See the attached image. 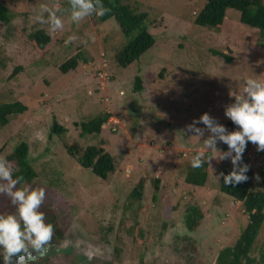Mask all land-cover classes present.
Returning <instances> with one entry per match:
<instances>
[{"label": "rangeland", "instance_id": "rangeland-1", "mask_svg": "<svg viewBox=\"0 0 264 264\" xmlns=\"http://www.w3.org/2000/svg\"><path fill=\"white\" fill-rule=\"evenodd\" d=\"M118 1L147 14L155 39L127 68L114 58L126 42L114 20L100 22L93 14L73 22L69 0H0L10 19L0 22V105L20 102L27 108L0 127V158L27 145L36 177L26 184L46 189L40 211L53 224L54 237L69 246L53 248L42 264H216L249 219L241 203L219 191L220 172L232 169L230 160L218 161L204 148L207 131L200 139L185 129L207 112L235 130L225 107L246 79L264 81L263 39L232 9L219 29L196 26L206 0ZM57 3L64 28L50 33L35 17L42 4ZM39 29L50 37L43 51L30 40ZM70 36L76 39L65 45ZM72 57L76 68L63 74L60 66ZM100 115H108L101 132L80 137V124ZM54 122L65 133L53 134ZM72 144L103 148L114 159V173L102 180L79 166L65 149ZM247 149L243 163L261 190L255 176L264 170V151L252 143ZM199 152L210 154L211 161L205 185L194 187L185 177ZM139 183L142 201L132 202L129 194ZM189 206L202 213L193 231L184 224ZM15 212L0 196V214ZM250 256L252 264H264V221Z\"/></svg>", "mask_w": 264, "mask_h": 264}, {"label": "trees", "instance_id": "trees-1", "mask_svg": "<svg viewBox=\"0 0 264 264\" xmlns=\"http://www.w3.org/2000/svg\"><path fill=\"white\" fill-rule=\"evenodd\" d=\"M103 0V4L111 11L102 17H98L100 22L114 20L120 28L121 33L126 39L122 48L116 53L115 61L121 68H127L132 63L146 53L155 43L154 37L149 33L147 26V14L138 12L129 5L119 3L118 0ZM228 9L239 12L240 23L257 29L264 42V3L261 0H206L202 9L196 15L194 24L198 27L208 29H219L226 16ZM9 10L0 2V22L8 24ZM30 40L39 51H43L50 43V37L41 29L36 30L30 35ZM216 55L230 63L231 59L223 53L217 52ZM77 58H70L60 66L63 74L73 70L77 66ZM140 78L134 79V91L138 92L141 88ZM27 110L26 106L20 102L7 103L0 105V127L8 124L10 118L14 115L22 114ZM108 120V115H100L87 122L80 124V137L85 135H96L101 132V128ZM65 129L56 122L53 123L51 132L56 135L65 133ZM243 153V160L248 151ZM65 149L79 166L91 170L98 178L105 180L115 171V162L113 157L103 148L98 146L81 147L78 144L66 145ZM220 149L227 151L228 146L221 142ZM6 159L12 163L14 169V178L22 175L24 182L29 183L36 174L32 171L28 162V148L25 143L18 145L14 152ZM210 154L204 155V166L201 168H190L185 177V182L194 187L205 185L208 172V160ZM230 169H224L221 172L227 174ZM220 172V173H221ZM246 175L249 179L235 187L224 185L223 178L219 179V191L234 201L241 203L243 211L248 215L249 222L237 239L229 246L223 248L217 256L216 264H252L250 256L251 250L256 241L261 225L264 221V170L260 172V182L262 189L258 190L253 184L254 173L249 170ZM158 180L155 181V188ZM144 195V183L137 184L130 192L129 199L132 202L142 201ZM202 222V213L197 206H189L184 215V224L186 229L193 231Z\"/></svg>", "mask_w": 264, "mask_h": 264}, {"label": "clouds", "instance_id": "clouds-1", "mask_svg": "<svg viewBox=\"0 0 264 264\" xmlns=\"http://www.w3.org/2000/svg\"><path fill=\"white\" fill-rule=\"evenodd\" d=\"M71 20L79 23L95 14L102 17L111 11L103 4V0H69ZM63 11L57 3L52 7L41 5L35 19L49 25L50 33L64 28V22L58 16ZM45 13L47 18L45 19ZM76 37L70 36L65 45L74 41ZM233 103L225 107L224 115L230 119L235 130L229 131L223 124L205 112L198 119L186 125V132L195 133L200 139L205 131L208 136L203 140L206 150L217 154L218 161L230 160L232 169L227 174L221 172L224 185L235 187L246 182L249 177L246 173L250 165L243 163V153L247 144L251 142L256 151H264V81L248 78L244 81L243 91L234 95ZM203 124L205 128L197 127ZM222 142L228 146L227 151L217 148ZM211 159L207 162L209 163ZM204 153H197L191 160V167L204 166ZM14 169L11 162L0 158V196H6L15 213L0 214V249L3 250L4 264H37L44 258L52 246L55 235L54 226L46 223V214L40 211L46 197V189L33 188L24 183L22 175L14 178ZM219 177V178H220ZM258 181L260 177L255 176ZM19 185V187H18Z\"/></svg>", "mask_w": 264, "mask_h": 264}, {"label": "flooded vegetation", "instance_id": "flooded-vegetation-1", "mask_svg": "<svg viewBox=\"0 0 264 264\" xmlns=\"http://www.w3.org/2000/svg\"><path fill=\"white\" fill-rule=\"evenodd\" d=\"M65 242H67V241H65ZM68 247H69L68 244L65 245L64 240L60 239V235H58L56 238L53 237V240H52V246H51L50 250H52L53 248H63V249H66V248H68ZM50 250L48 251L47 254H50ZM2 252H3V250H0V264H4V262H3ZM44 260H45V259H43V258L40 259V260H38V261H37V264H42V262H43Z\"/></svg>", "mask_w": 264, "mask_h": 264}]
</instances>
